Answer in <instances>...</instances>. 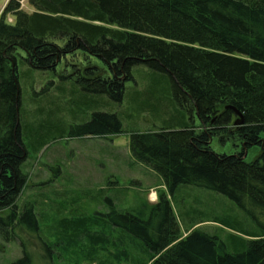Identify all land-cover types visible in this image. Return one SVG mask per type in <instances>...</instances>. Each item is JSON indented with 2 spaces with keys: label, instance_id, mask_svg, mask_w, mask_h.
<instances>
[{
  "label": "trees",
  "instance_id": "16d2710c",
  "mask_svg": "<svg viewBox=\"0 0 264 264\" xmlns=\"http://www.w3.org/2000/svg\"><path fill=\"white\" fill-rule=\"evenodd\" d=\"M21 2L8 0L0 12V235L10 241L22 223L37 225L31 206L19 212L16 206L28 180L18 60L55 73L79 52L95 65L61 81L83 96L105 97L106 105L122 102L134 67L164 76L172 94L170 125L131 132L130 154L160 176L170 196L182 186L211 191L234 203L243 219L213 221L229 231L234 253L218 235L199 229H187L182 238L165 194L133 213L107 200L104 223L139 241L155 257L151 264H264V0H26L30 13ZM232 109L242 125H234ZM122 133L110 111L93 112L71 131L74 137ZM215 137L240 151L215 154ZM255 146L259 154L245 162ZM246 221L258 230L242 231ZM11 264L31 260L23 252Z\"/></svg>",
  "mask_w": 264,
  "mask_h": 264
},
{
  "label": "rangeland",
  "instance_id": "374dc122",
  "mask_svg": "<svg viewBox=\"0 0 264 264\" xmlns=\"http://www.w3.org/2000/svg\"><path fill=\"white\" fill-rule=\"evenodd\" d=\"M7 1L1 0L0 12ZM21 3L24 11L32 12L26 0ZM88 63L95 65L78 52L49 73L18 60L21 139L28 154L22 171L28 180L16 206L18 212L31 206L37 225L22 223L13 230L14 237L10 233V241L0 235V264L17 261L23 252L31 264H151L155 257L139 241L103 220L110 210L107 200L117 211L133 213L156 204L161 194L173 209L182 238L187 229H199L218 235L228 252H236L229 231L213 223L224 217L232 224L240 223L243 219H237L240 212L234 203L192 186H182L170 196L160 176L129 152L131 132L170 125L172 94L164 76L134 67L122 102L106 105L105 97L83 96L61 81L72 79L73 71ZM95 111L116 113L124 133L74 137L71 131L90 121ZM43 142L46 145L41 148ZM210 147L218 155L240 151L233 142L222 144L216 137ZM259 152L256 146L250 148L244 161H253ZM241 229L258 230L250 221Z\"/></svg>",
  "mask_w": 264,
  "mask_h": 264
},
{
  "label": "water",
  "instance_id": "95a60500",
  "mask_svg": "<svg viewBox=\"0 0 264 264\" xmlns=\"http://www.w3.org/2000/svg\"><path fill=\"white\" fill-rule=\"evenodd\" d=\"M235 113V115L237 116V120H235L234 125L235 126H239L243 124V120H242V115L236 111L235 109H232Z\"/></svg>",
  "mask_w": 264,
  "mask_h": 264
}]
</instances>
